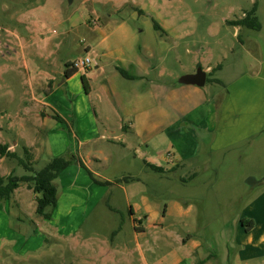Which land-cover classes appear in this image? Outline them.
<instances>
[{
    "label": "rangeland",
    "instance_id": "374dc122",
    "mask_svg": "<svg viewBox=\"0 0 264 264\" xmlns=\"http://www.w3.org/2000/svg\"><path fill=\"white\" fill-rule=\"evenodd\" d=\"M45 1L0 0V143L12 145L11 149L24 159L22 148L27 142L32 143L33 166L37 170L50 159L40 144L52 134L55 124L52 119L43 121L37 114L40 111L50 113L49 104L52 103H61L63 108L68 104L65 94L51 95L47 91V97L41 98L36 90L32 92L29 78L33 67L48 69L49 63L56 62L66 67L79 52L84 56L81 59L87 57L80 26L84 20L94 22L95 27L108 20L129 19L137 13L141 21L132 20L133 27L149 22L151 67L166 71L162 78L151 73L156 83L172 81L176 84L183 73H195L199 67L205 70L208 65L212 66L208 79L217 77L228 81L245 71L253 58H264V0H74L71 5L61 0L59 15L61 13L66 19L65 25L75 22L71 35L56 34L63 29V24L55 26L53 20L38 18L37 12ZM255 5L260 30L227 23L244 18ZM155 22L161 30L155 29ZM56 47L60 52L54 57ZM25 60L33 66L30 74ZM201 90L208 92L207 98H211L213 92L209 84ZM179 119L177 112L149 115V126L159 124L170 139H174L181 128L197 134L193 124L177 121L175 129L172 128V123ZM113 123L115 125L117 120ZM127 125L132 127L131 123ZM152 131L154 135L162 130L153 126ZM201 138L203 140L197 139L199 146L192 147L196 155L194 160L188 161L184 168L179 167L168 175L149 170V207L157 212V222L165 206L173 200L193 205L194 221L169 216L164 228H148L147 235L137 240L130 213L125 208V197L119 192L115 202L121 210L112 212L103 201H99V206L88 216L81 209H75L72 214L65 209L60 214L63 222L51 228L49 221L37 213L38 194L22 183L21 189H16L8 200L0 199V242L13 240L0 248V264H145L138 241L150 264H166L173 250L181 245L168 231L182 234L185 241L188 233L202 239L203 249L210 248L218 255L208 260V264H238L237 219L247 218L254 222L257 219L264 228V134L253 139L252 145L248 142L232 151L212 153L202 135ZM139 143V139H132V146L137 147ZM112 144V153L124 161L117 169L109 164L105 170L120 173V169L137 165L130 158L133 150L125 148L119 140ZM161 144V149L168 151L164 142ZM150 146L149 157L160 163L162 154H151L153 144ZM64 155L72 156L70 152ZM197 159L202 161L199 166L195 164ZM193 170H201L197 171L196 180L183 183L180 177H186ZM11 172L16 176L29 174L18 160L0 157V175ZM63 176L62 181H55L61 189L69 181L68 174ZM71 221L76 226H70ZM65 222L67 228L63 226ZM241 227L246 230L245 226ZM119 228V234L112 235ZM223 239H231L235 247L228 248V254L222 250ZM254 263L264 264V257ZM183 264H190L188 257Z\"/></svg>",
    "mask_w": 264,
    "mask_h": 264
},
{
    "label": "crops",
    "instance_id": "0c3cea01",
    "mask_svg": "<svg viewBox=\"0 0 264 264\" xmlns=\"http://www.w3.org/2000/svg\"><path fill=\"white\" fill-rule=\"evenodd\" d=\"M61 2L46 0L37 12L38 18L43 21L53 20L55 26L63 24V29L56 34L71 35L75 22H67L65 25L66 19L61 13L59 15ZM140 19L139 14L133 13L129 19L122 18L115 22L108 20L95 27L94 22L82 21L80 26L84 35L83 42L86 44L84 54L90 58L91 63L86 68H75L77 71L70 77L64 76L66 67H62L59 62L49 63L48 69L41 66L43 70H38L30 66L27 60L24 61L28 74L33 67L29 78L32 92L36 90L41 98L47 97V91L51 95L65 94L68 104L63 108L61 103H52L49 104L50 113L38 112L37 116L43 121H55L51 128L52 134L47 139H42L40 146L45 148L44 152L50 158L67 152L77 158L58 178L62 181L63 175H69V181L63 185L64 189L59 188L57 205L51 219H46L51 228L63 222L60 214L65 209L68 214L81 209L88 216L90 211L99 206V201H103L110 211L121 210L115 202L119 192L125 197V208L130 213L137 240L147 235L148 228H164V221L169 216L178 219L186 217L194 221L195 207L173 200L165 206L161 219L157 222V212L149 207L151 169L148 164L161 167L164 171L162 174L168 175L194 160L196 155L192 147L199 146L197 139L203 140L201 135L212 153L218 150L232 151V148L248 142L252 145L253 139L264 134V58H253L245 71L228 81L214 78L221 80L222 84L207 78L203 87L209 84L213 92L210 95L209 90L211 98H207L208 92H203L202 87L196 85L182 84L179 81L177 85L172 84V81L156 83L151 73L155 72L162 78L166 71L151 67L149 22H140V27L137 28L132 24V20ZM59 52L58 47L54 48L53 56H57ZM82 54L79 52L67 64L72 65L83 58ZM211 70V65L205 69L207 74ZM185 74L193 72L183 73L182 76ZM83 76L89 85L88 93L83 86ZM173 112H177L181 119L175 120L172 128L175 129L177 121L193 124L197 128V134L181 128L180 133L177 132L178 135L170 139L166 129H162L159 124L150 128L149 115H168ZM115 120L117 123L114 125ZM138 121L142 123L139 125ZM127 123H131L132 127H128ZM153 126L162 131L153 135ZM132 139H139L137 147L132 146ZM114 140L121 141L125 148L133 150L130 158L137 163L135 167L127 166L124 170L120 169V173L105 170L109 164L117 169L121 166V161H124L111 151L110 146ZM161 142H164L168 151L161 149ZM151 144L153 149L150 153L163 156L160 163H155L149 157ZM11 146L9 145V150L14 151ZM23 147H28L32 152V143L27 142ZM80 161L85 168L80 165ZM205 162L209 163L207 160ZM128 163L131 164L130 161ZM200 163L202 161L198 159L195 162L198 166ZM197 171L201 170L190 171L186 177H180V180L186 183L184 180H188L193 174H196V180L200 173ZM231 177L233 174L229 178ZM251 179L255 182L254 177ZM20 189L18 187L16 191ZM241 219L239 217L236 222V242L240 247L237 263L255 264L254 261L264 257V228L256 219L254 227L246 231L241 227ZM69 225L76 226L73 221ZM63 226L67 228V222ZM120 228L112 235L119 234ZM168 234L181 245L179 249L173 250L172 258L166 264H183L187 257L190 264H197L199 260L208 264V260L218 257L216 251L203 249L202 239L193 233H188L186 241L178 232L168 231ZM11 241L13 240L3 239L0 248H5ZM217 241L220 242L219 239ZM222 241V250L227 254L228 248L235 249L231 245V239ZM138 246L145 264H150L139 241Z\"/></svg>",
    "mask_w": 264,
    "mask_h": 264
},
{
    "label": "trees",
    "instance_id": "16d2710c",
    "mask_svg": "<svg viewBox=\"0 0 264 264\" xmlns=\"http://www.w3.org/2000/svg\"><path fill=\"white\" fill-rule=\"evenodd\" d=\"M257 7L256 5L253 9L248 12L244 18L228 21L227 23L235 27H247L254 30H260L261 24L256 16ZM154 27L156 30H161L162 28L155 22ZM77 69L73 67V64H67L64 76L70 77L73 75ZM83 86L85 92H89V85L86 81V78L82 77ZM209 81V80H208ZM217 83L222 84L221 80L216 79ZM24 158L20 157L17 152L10 151L8 144L0 143V157H8L11 159L18 160L20 165H23L24 168L29 172V174L23 176H16L14 172L6 176L0 175V199L8 200L11 197V194L23 183L26 186L38 194L37 196V213L42 216L44 219H51L54 208L57 205L59 188L57 187L55 181L59 178L62 172H64L67 167L76 161V156H56L51 157L48 163L40 170L35 169L33 166L34 156L31 150L28 147H23ZM82 167L85 168V165L80 161ZM149 168L157 173H164L161 167H158L153 164H148ZM196 174H193L184 180L185 182L191 181L195 178ZM50 209V210H49ZM242 226H245L246 231H250L254 227V221L242 218L240 220ZM204 260H199L197 264H203Z\"/></svg>",
    "mask_w": 264,
    "mask_h": 264
},
{
    "label": "water",
    "instance_id": "95a60500",
    "mask_svg": "<svg viewBox=\"0 0 264 264\" xmlns=\"http://www.w3.org/2000/svg\"><path fill=\"white\" fill-rule=\"evenodd\" d=\"M68 4H73L74 0H67ZM179 83L187 85H196L198 87H203L207 81V72L201 67L193 74H185L179 78Z\"/></svg>",
    "mask_w": 264,
    "mask_h": 264
},
{
    "label": "built area",
    "instance_id": "2783aa9c",
    "mask_svg": "<svg viewBox=\"0 0 264 264\" xmlns=\"http://www.w3.org/2000/svg\"><path fill=\"white\" fill-rule=\"evenodd\" d=\"M91 63L90 58H84V59H78L73 63V67L74 68H86L89 66V64Z\"/></svg>",
    "mask_w": 264,
    "mask_h": 264
}]
</instances>
